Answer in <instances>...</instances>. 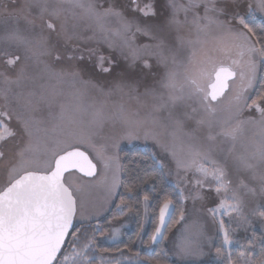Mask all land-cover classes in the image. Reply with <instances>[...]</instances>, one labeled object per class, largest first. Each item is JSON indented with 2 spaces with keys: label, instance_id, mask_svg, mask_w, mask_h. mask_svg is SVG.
Wrapping results in <instances>:
<instances>
[{
  "label": "snow or ice",
  "instance_id": "snow-or-ice-1",
  "mask_svg": "<svg viewBox=\"0 0 264 264\" xmlns=\"http://www.w3.org/2000/svg\"><path fill=\"white\" fill-rule=\"evenodd\" d=\"M258 14L264 0H0V264H104L98 237L141 192L147 210L165 169L173 192L132 241L149 254L115 264H264ZM139 140L152 150L125 161Z\"/></svg>",
  "mask_w": 264,
  "mask_h": 264
},
{
  "label": "trees",
  "instance_id": "trees-1",
  "mask_svg": "<svg viewBox=\"0 0 264 264\" xmlns=\"http://www.w3.org/2000/svg\"><path fill=\"white\" fill-rule=\"evenodd\" d=\"M261 20L256 19L255 23L256 26H260ZM144 151H151L148 148L143 147H130L127 149H124L121 152V156L125 161L129 160H140L141 154ZM142 167H146L149 172H151V162L149 161L147 165H142ZM154 180L150 179L148 183L142 185V188L151 196V199L149 200V207L147 208L148 211V221L145 220V213L146 210L144 208L143 204V192L140 193V203L138 205H135L131 211L127 212L124 216L118 217L115 220H112L111 215H108V219L112 220V224L116 225L117 223L125 220L130 219L133 223L132 229L130 231H127L124 233L123 239L118 243H108L106 242V238L98 237V241L100 246L104 248H108L110 251L106 253H101L99 255H102L104 257V264H115V258L119 257V251L117 249L124 250L128 253V256L135 258V252L139 251L141 253V258L145 257L147 254H149L150 249H148L145 245H141L139 241H136V243H132L133 240H136V233L140 230V227H143V232L141 235L143 236V239L145 242H147L148 236L151 235L154 225L158 222V215H159V207L163 203L166 196L172 194L174 186L169 182L168 177L165 173V171L161 173H153ZM155 183V189H152V184ZM123 191V190H121ZM116 203H119V200L116 201ZM116 211L115 208L112 209V212L114 213ZM103 221V225L105 228L109 227L108 221L101 219ZM179 224H173L171 226V230L168 232V239L171 236V234L174 232V230L178 227ZM105 240V241H104ZM165 244L169 248L168 240L165 241ZM125 246H128L127 248ZM163 247V245H162ZM130 249H134L135 251H131ZM160 249L157 248L155 252H159ZM157 257L155 253H152V264H156ZM128 264L127 260H124L122 264ZM214 264V263H213Z\"/></svg>",
  "mask_w": 264,
  "mask_h": 264
},
{
  "label": "rangeland",
  "instance_id": "rangeland-1",
  "mask_svg": "<svg viewBox=\"0 0 264 264\" xmlns=\"http://www.w3.org/2000/svg\"><path fill=\"white\" fill-rule=\"evenodd\" d=\"M256 19L264 20V17H261L258 14ZM136 146L143 147V148H148V149L152 150L151 146H150V142L146 144L143 140L134 141V142L124 141L121 144V149L123 151L124 149L130 148V147H136ZM98 171H99V169H98ZM164 171H165V173H166V175L168 177L169 182L174 186L176 184V182H177L175 175L174 174H169L167 169H165ZM77 175H79V174H77ZM85 179H87V178H85ZM73 180L75 181L76 178L73 177ZM92 195H93V197H95L96 195H99V193H93ZM214 198H215V193L213 192V193H211V196L207 200V203H208L209 206H213ZM216 202H218V201H216ZM105 215H107V214H105ZM101 219H103V217H101ZM145 220H146V222L148 221V211L147 210H146V213H145ZM116 226L119 228V235L117 236V238L115 240L105 239L106 242H108V243H118V242H120L123 239V237H124V233L127 232V231H130L132 229L133 223L131 222L130 219H125V220L117 223ZM179 228H180V225H178V227L174 230V232L169 237V239H168L169 248H171L173 242L178 239L179 232L177 230ZM257 228H258V224H257ZM235 236L238 239H243V237L245 236V233L243 231H238L235 234ZM257 252H258V249H257ZM213 263H214L213 261L209 262V264H213Z\"/></svg>",
  "mask_w": 264,
  "mask_h": 264
},
{
  "label": "water",
  "instance_id": "water-1",
  "mask_svg": "<svg viewBox=\"0 0 264 264\" xmlns=\"http://www.w3.org/2000/svg\"><path fill=\"white\" fill-rule=\"evenodd\" d=\"M80 175V174H79Z\"/></svg>",
  "mask_w": 264,
  "mask_h": 264
}]
</instances>
